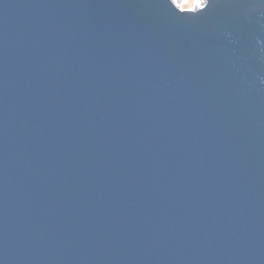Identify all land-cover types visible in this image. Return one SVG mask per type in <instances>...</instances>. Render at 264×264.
<instances>
[{"label": "water", "instance_id": "water-1", "mask_svg": "<svg viewBox=\"0 0 264 264\" xmlns=\"http://www.w3.org/2000/svg\"><path fill=\"white\" fill-rule=\"evenodd\" d=\"M0 0V264H264V0Z\"/></svg>", "mask_w": 264, "mask_h": 264}, {"label": "snow or ice", "instance_id": "snow-or-ice-1", "mask_svg": "<svg viewBox=\"0 0 264 264\" xmlns=\"http://www.w3.org/2000/svg\"><path fill=\"white\" fill-rule=\"evenodd\" d=\"M172 3L177 4L182 12L186 11L196 13L198 8L200 9V12H203L208 7L203 0H183V6H181L180 0H172Z\"/></svg>", "mask_w": 264, "mask_h": 264}, {"label": "rangeland", "instance_id": "rangeland-1", "mask_svg": "<svg viewBox=\"0 0 264 264\" xmlns=\"http://www.w3.org/2000/svg\"><path fill=\"white\" fill-rule=\"evenodd\" d=\"M203 2H204V0H203ZM180 4H181V6H183V0H180ZM188 6H191V5H188Z\"/></svg>", "mask_w": 264, "mask_h": 264}]
</instances>
